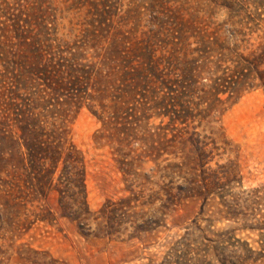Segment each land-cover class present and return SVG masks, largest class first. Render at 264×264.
<instances>
[{
  "label": "rangeland",
  "instance_id": "rangeland-1",
  "mask_svg": "<svg viewBox=\"0 0 264 264\" xmlns=\"http://www.w3.org/2000/svg\"><path fill=\"white\" fill-rule=\"evenodd\" d=\"M22 1L0 0V20L9 11L17 14ZM54 5L57 9L43 6L38 13L49 19L47 32L42 28L38 37L58 43L63 54L78 44L89 63L97 59V41L112 40L122 48L146 41L161 64L171 45L176 48L171 58L179 60L198 46L193 39L215 40L208 43L212 53L227 48L256 53L264 45V0H54ZM103 5L113 11V22L97 36L83 21L88 8ZM5 38L0 30L2 51L11 48ZM9 67L0 62L6 75ZM94 83L80 99L53 109L60 156L52 177L44 178L42 198L29 187L33 181H23L27 170L21 160L7 159L1 145L0 264H219L205 237L211 218L232 231L225 245L228 264H264V86L247 87L223 111L204 118L172 123L156 113L142 117L123 140L114 117L132 103V89L119 72L97 74ZM199 146L206 155L195 153ZM67 151L79 160L78 173L61 174ZM215 175L227 180L225 203L235 217L223 224L216 200L202 205L197 194L203 185L211 187ZM59 176L74 180L58 183ZM7 182L22 187L9 189L10 201ZM58 186L71 195L66 209L59 205Z\"/></svg>",
  "mask_w": 264,
  "mask_h": 264
},
{
  "label": "trees",
  "instance_id": "trees-1",
  "mask_svg": "<svg viewBox=\"0 0 264 264\" xmlns=\"http://www.w3.org/2000/svg\"><path fill=\"white\" fill-rule=\"evenodd\" d=\"M43 6L50 11L57 9L54 0H23L17 14L9 11L10 14L5 13V19L0 20L2 35L11 40L8 51L0 50V62L10 64L7 75L0 70V149L4 145L7 159L17 157L19 162L21 160V167L27 170L26 180L23 181H33L29 187L39 192L38 196L45 186L44 178H51L55 171L56 154L60 156L51 124L56 115L53 109L69 99H80L88 89H94L97 74L119 72L123 83L133 91L132 103L125 104L120 114L114 117L115 123H118L114 128L123 140L131 135L129 129L137 128L142 117L148 119L156 113L160 117L167 116L172 123L204 118L205 115L223 111L247 87L264 86V45L256 53L244 54L235 48H227L225 52L217 48L216 53H212L208 43L215 40L193 39L191 43L197 42L198 46L188 52L183 51L179 60L171 58L173 50H176L171 45L170 54L161 64L159 56H155L154 49L146 41H136L124 48L115 47L112 40L106 45L97 41L95 46L100 47L95 55L97 59L89 63L79 55L78 44L74 50L63 54L58 43L46 42V39L38 37L42 28L46 32L48 29L46 21L49 19L38 14L44 10ZM24 9L26 16L18 17ZM85 14L88 17L83 21L84 29H92L97 36H101L102 31L113 22L114 13L109 6L88 8ZM34 28L33 36L28 35ZM177 40L169 39L168 43L174 44ZM182 40L186 43L189 39ZM24 46L29 47L28 51L24 50ZM20 47L24 52H19ZM148 111L150 114H145ZM119 118L122 120L116 122ZM195 153L206 155L200 146ZM73 155L72 151L66 152L61 174L67 169H74L76 173L82 169L78 168L79 160ZM22 176L23 173L20 176L23 179ZM62 176L58 177V183L74 180L69 176L63 179ZM4 186L7 188L4 194L9 201V189L18 187L22 190L18 182H7ZM226 186L227 180L215 175L211 187L205 184L203 191L197 193L202 196V205L210 198L216 200L221 224L223 220L235 218L230 213V205L225 203L228 194ZM178 188H183V185H178ZM55 189L59 192L60 207L66 209V198L71 195H64L65 189L61 186ZM169 198L170 193L167 194ZM34 200L39 201L38 198ZM209 221V235H205L207 245L212 248L219 264H228L225 245L232 231L224 225L221 228L212 218ZM78 226L82 224L78 223ZM145 229L136 230L141 232Z\"/></svg>",
  "mask_w": 264,
  "mask_h": 264
}]
</instances>
